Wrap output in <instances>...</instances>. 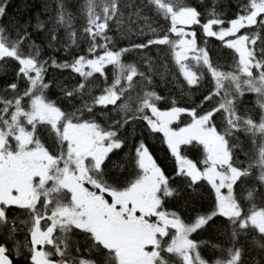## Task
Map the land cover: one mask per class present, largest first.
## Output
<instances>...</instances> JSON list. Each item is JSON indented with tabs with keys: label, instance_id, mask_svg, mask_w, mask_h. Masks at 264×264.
Here are the masks:
<instances>
[{
	"label": "snow or ice",
	"instance_id": "obj_1",
	"mask_svg": "<svg viewBox=\"0 0 264 264\" xmlns=\"http://www.w3.org/2000/svg\"><path fill=\"white\" fill-rule=\"evenodd\" d=\"M0 0V264H264V0Z\"/></svg>",
	"mask_w": 264,
	"mask_h": 264
},
{
	"label": "trees",
	"instance_id": "obj_2",
	"mask_svg": "<svg viewBox=\"0 0 264 264\" xmlns=\"http://www.w3.org/2000/svg\"><path fill=\"white\" fill-rule=\"evenodd\" d=\"M19 2H20V0H12V3L9 7V11H12Z\"/></svg>",
	"mask_w": 264,
	"mask_h": 264
}]
</instances>
